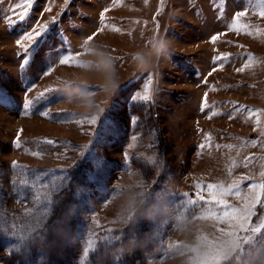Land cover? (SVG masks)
<instances>
[{"label": "rangeland", "instance_id": "374dc122", "mask_svg": "<svg viewBox=\"0 0 264 264\" xmlns=\"http://www.w3.org/2000/svg\"><path fill=\"white\" fill-rule=\"evenodd\" d=\"M20 3L0 0V258L30 256L75 163L88 162L71 212L77 235L64 242L73 263L101 259L106 249L97 264H122L123 239H141L152 243L147 264L217 257L221 264H264V231L230 236L235 228L196 219L203 205L185 203L196 198L197 185L240 182L246 195L249 185L264 182V0H35L17 20L11 9ZM240 11L247 16L237 32L231 25ZM44 25L35 41L24 39ZM21 44L50 58L21 68L28 55ZM69 53L76 63L59 64ZM105 60L120 83L111 98L101 90ZM149 77L151 99L143 101L138 94ZM85 86L95 99L90 109L77 101ZM40 93L45 97L25 113V98ZM93 154L107 161L106 174L87 183ZM139 165L155 170L148 177ZM64 176L71 177L66 184L54 183ZM226 202L244 204L234 196ZM257 208L254 223L264 215V206ZM91 237L97 242L85 257Z\"/></svg>", "mask_w": 264, "mask_h": 264}, {"label": "snow or ice", "instance_id": "6c2138e0", "mask_svg": "<svg viewBox=\"0 0 264 264\" xmlns=\"http://www.w3.org/2000/svg\"><path fill=\"white\" fill-rule=\"evenodd\" d=\"M35 0H21V3L16 5L13 9H11L12 13H18L15 16L17 20H23L28 15V11L30 7L34 4ZM27 9V10H26ZM247 12L240 11L236 13L234 17L233 24L231 25L232 30L239 32L241 29L237 26V22L242 18L246 17ZM259 16L264 18V10L259 12ZM103 19V17H102ZM9 24H12V19H8L6 21ZM47 25H44L40 28H34L31 32L27 33L24 36V39L27 41H35L38 37H40L46 30ZM91 39V37H89ZM212 42H215L218 39V36H213ZM20 47L23 48L21 44ZM25 53L28 55L22 61L21 68H25L29 66L31 63L39 62L43 67L45 64L46 58H50V52L40 50V47L37 46L31 52H29L28 48H23ZM76 63V57H74L71 53L64 55L61 54V58L59 60V64H72ZM77 66H82L77 64ZM243 69H241L242 71ZM51 71V68L48 69V72ZM45 72L43 74H48ZM152 80L151 77L148 79V83L145 85L143 93L138 94L139 98L143 101H148L151 99L150 95V86ZM27 91V90H26ZM50 91H56L55 89ZM45 97V93H40L36 97L35 100L28 99L27 97L23 103V110L25 113L30 112L33 108H35L43 98ZM133 100L137 99V96L134 95L132 97ZM56 101H51L50 103H55ZM41 115L48 116V112L44 111L40 113ZM135 119L134 117L132 118ZM90 125L95 126L97 124V119L95 117H91L87 120ZM109 125L107 122L101 124L100 127L102 131L106 129ZM98 139H102V136L98 135ZM46 143H51L50 141H46ZM16 147H19V143L17 142ZM33 155H39L38 152L33 153ZM92 165L94 168L93 172H90L86 176L87 183H97L98 177H103L106 174L107 161L103 157H96L93 154ZM16 167V165H14ZM264 175V173H262ZM41 177L37 176L36 181L38 182ZM70 176L64 177H56L54 183L56 184H66L68 180H70ZM24 183H28V180L25 179ZM198 189L197 195L195 199H187L185 203L187 205H197L202 204L203 207L194 212V216L196 219L200 220H208L213 221L216 224H224L228 225L232 228H235L237 231L230 232L228 235L237 236L239 232L247 233V234H256L261 231H264V215L260 216L259 223H254V217H257V207L264 206V182L260 183H252L247 188V194L245 195L241 191V183L233 182L230 186L225 187L223 184H208L206 189L200 185L196 186ZM207 191V194L211 199L205 200L202 193ZM187 197L188 194H185ZM234 196L237 199H243L244 204L242 207H232L227 204V197ZM99 227V225H97ZM97 240L93 237L89 238L87 247L84 250V256L87 257L89 254V250H92ZM17 252H20V249H16ZM210 264H221L220 258L217 257L215 260L211 261Z\"/></svg>", "mask_w": 264, "mask_h": 264}, {"label": "trees", "instance_id": "16d2710c", "mask_svg": "<svg viewBox=\"0 0 264 264\" xmlns=\"http://www.w3.org/2000/svg\"><path fill=\"white\" fill-rule=\"evenodd\" d=\"M86 163L88 162L75 163V169L73 168L74 176L68 189L55 196L49 222L46 224L41 236L35 239L28 247L31 252L30 256L25 252L20 254L11 253L9 257L0 258V261H6L7 264H77L73 263V253L71 255L69 249L66 248L67 246H64V242L65 239L77 235L75 231L76 218L71 212L78 204L74 193L81 185L84 175V165L90 166V163H88L89 165ZM139 167L141 172L148 177H150L155 170L148 165H139ZM140 241L141 239L139 242ZM145 241V243H139L137 241L129 243L126 239H123L121 243V246H124V252L121 257V260H123L122 264H147L145 254L146 251L151 249L152 243L147 240ZM141 246L143 247L141 248ZM105 252H107L106 249L101 250V259H96L91 256L89 258V264H97L96 262H98V260L103 261ZM106 264L112 263L108 262ZM227 264H235L234 259Z\"/></svg>", "mask_w": 264, "mask_h": 264}, {"label": "clouds", "instance_id": "9594fccd", "mask_svg": "<svg viewBox=\"0 0 264 264\" xmlns=\"http://www.w3.org/2000/svg\"><path fill=\"white\" fill-rule=\"evenodd\" d=\"M163 45L159 46L158 51L163 50ZM134 59L138 61V67L144 68L145 64L143 58L137 54ZM103 67L108 72L105 78V82L101 85V90L110 98L116 94L120 87V83L114 78V72L112 69L111 62L108 60L103 61ZM77 101L84 109H90L95 103L94 95L87 89V86L77 90ZM71 103V101H69Z\"/></svg>", "mask_w": 264, "mask_h": 264}, {"label": "bare ground", "instance_id": "6f19581e", "mask_svg": "<svg viewBox=\"0 0 264 264\" xmlns=\"http://www.w3.org/2000/svg\"><path fill=\"white\" fill-rule=\"evenodd\" d=\"M69 132V131H68ZM70 133V132H69ZM86 164H88V163H86ZM82 165H84V164H82ZM89 165V164H88ZM85 167H87V165H84ZM68 222H70V221H68ZM199 222V221H198ZM73 223V222H72ZM70 224V223H69ZM198 224V223H197ZM203 227H204V225H203ZM200 230V229H199ZM201 231V230H200ZM199 233H201V232H199ZM210 233V232H209ZM205 234V233H204ZM208 234V233H207ZM207 234H205V235H207ZM196 236V235H195ZM213 236V235H212ZM201 237H202V235H201ZM210 237V236H209ZM196 238H194V240H195ZM192 242V241H191ZM190 242V243H191ZM202 242V241H201ZM198 243V242H197Z\"/></svg>", "mask_w": 264, "mask_h": 264}, {"label": "crops", "instance_id": "0c3cea01", "mask_svg": "<svg viewBox=\"0 0 264 264\" xmlns=\"http://www.w3.org/2000/svg\"><path fill=\"white\" fill-rule=\"evenodd\" d=\"M260 180H261V181H263V179H262V178H259V181H260Z\"/></svg>", "mask_w": 264, "mask_h": 264}]
</instances>
